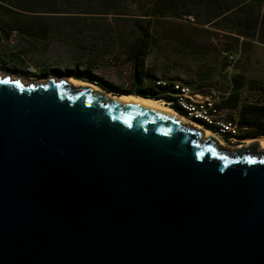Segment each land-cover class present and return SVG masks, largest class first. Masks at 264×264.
<instances>
[{
  "label": "water",
  "instance_id": "1",
  "mask_svg": "<svg viewBox=\"0 0 264 264\" xmlns=\"http://www.w3.org/2000/svg\"><path fill=\"white\" fill-rule=\"evenodd\" d=\"M105 94L0 73V264H264V148Z\"/></svg>",
  "mask_w": 264,
  "mask_h": 264
},
{
  "label": "trees",
  "instance_id": "2",
  "mask_svg": "<svg viewBox=\"0 0 264 264\" xmlns=\"http://www.w3.org/2000/svg\"><path fill=\"white\" fill-rule=\"evenodd\" d=\"M143 2L151 6V12L140 16L129 15L126 9L127 0H0V35L9 37L16 33L21 38L32 42L34 40H70L73 32L69 21L84 17L81 13H113L117 20V27L113 29L110 39L130 63L132 69L130 86L128 89L118 88L101 76L93 73L89 66L79 69V63L72 67H46L43 65L38 73L35 69H18L22 63L21 58H16L11 67L3 55H0V69L23 72L24 77L32 75L37 78L57 74L61 77H74L98 85L105 93L112 94H138L144 97L164 98L173 100L175 89L168 80L157 79L154 73L146 67V58L150 50L157 46L168 44V36L174 39V48L182 53L186 48H192L194 41L182 39L180 35L158 33L154 27V18L168 13L177 14V9L190 5L194 10L187 11L194 15L199 24H208L212 30L224 33L239 40L256 41L264 45V0H130ZM83 5L91 9H82ZM117 9L118 11L112 12ZM199 13L204 17L199 18ZM93 17V16H87ZM120 21V22H119ZM126 22V27L122 22ZM103 32V31H102ZM104 34V32H103ZM107 32L102 37H106ZM164 44V45H163ZM11 61V59H10ZM223 63V66H227ZM204 79H207L204 76ZM232 89L221 95L220 105L238 109V123L246 126L240 135L241 139L254 138L264 135V102L241 101L240 90L242 81L240 75L232 78ZM186 82H191L186 80ZM211 85L197 83L196 89L204 91ZM170 106L178 113L185 115V111L177 104Z\"/></svg>",
  "mask_w": 264,
  "mask_h": 264
},
{
  "label": "rangeland",
  "instance_id": "3",
  "mask_svg": "<svg viewBox=\"0 0 264 264\" xmlns=\"http://www.w3.org/2000/svg\"><path fill=\"white\" fill-rule=\"evenodd\" d=\"M126 9L129 15L140 16L151 12L149 4L127 0ZM83 5L82 9H91ZM194 10L189 4L177 9V14H166L154 18V27L158 33L177 34L182 39L193 42V49L186 48L178 53L174 48V39L168 36V44L153 47L147 58L146 67L157 79H164L175 85L177 80L192 86L204 83L215 87L221 95H226L233 85L232 78L240 75L242 88L241 101L264 102V45L256 41L235 40L224 33L215 32L208 24H199L194 15L183 14ZM264 10V5H263ZM118 11L117 9L112 12ZM80 19L69 21L73 32L70 40H34L29 42L13 33L9 37L0 35V55H3L12 66L14 59L21 58L18 69H39L46 67H72L79 63V69L88 67L93 62L91 71L103 77L118 88L128 89L132 69L118 46L110 39L117 20L113 13H81ZM93 16V17H87ZM204 15L199 13V18ZM120 22V21H119ZM122 22V21H121ZM126 27V22L121 23ZM107 32L106 37H102ZM11 59V61H10ZM227 66H223V63ZM1 65H6L2 64ZM3 75H9L24 83L45 81L50 77L60 78L57 74L37 78L24 77L23 72L0 69ZM204 76L207 79H204ZM68 78V77H63ZM105 93L103 90L101 91ZM107 94V93H106ZM173 102V100L171 101ZM225 146H233L225 143ZM257 141L255 149H261Z\"/></svg>",
  "mask_w": 264,
  "mask_h": 264
},
{
  "label": "built area",
  "instance_id": "4",
  "mask_svg": "<svg viewBox=\"0 0 264 264\" xmlns=\"http://www.w3.org/2000/svg\"><path fill=\"white\" fill-rule=\"evenodd\" d=\"M173 87V101H180L178 106L185 111L184 116L189 120L220 136L228 145L243 141L238 138L241 133L238 116L220 105L221 96L215 87H206L202 91L179 80Z\"/></svg>",
  "mask_w": 264,
  "mask_h": 264
},
{
  "label": "bare ground",
  "instance_id": "5",
  "mask_svg": "<svg viewBox=\"0 0 264 264\" xmlns=\"http://www.w3.org/2000/svg\"><path fill=\"white\" fill-rule=\"evenodd\" d=\"M72 80V84L77 85V86H90L93 90L96 91H102V89L94 84V83H90V82H86L83 81L81 79H77L74 77H69ZM106 98L110 99V96H115L117 98L121 99V103L122 104H126V103H130V104H136L139 106H146V103H152L155 104L158 107L164 108V109H168L172 112L173 115H175V118L177 120H179L181 123H185L188 125H193L195 126L197 129H202L203 133L206 131L211 132L208 129L202 128L198 123L189 120L186 116L178 113L174 108H172V106H170L171 103L173 104H177L180 105V101H168L164 98H156V97H144V96H140L138 94H134V93H130V94H112V93H107L105 94ZM212 133V132H211ZM214 135V138L218 141V143H221L223 145H225L224 140L220 137L217 136L216 134L212 133ZM249 140H254V141H258L261 145L262 148H264V135L263 136H258L256 138H246L243 140V142H247Z\"/></svg>",
  "mask_w": 264,
  "mask_h": 264
},
{
  "label": "flooded vegetation",
  "instance_id": "6",
  "mask_svg": "<svg viewBox=\"0 0 264 264\" xmlns=\"http://www.w3.org/2000/svg\"><path fill=\"white\" fill-rule=\"evenodd\" d=\"M244 140V139H243ZM259 143V142H258ZM221 145V144H220ZM246 145V143L245 142H237V143H234L233 144V148H235V149H230V148H228V147H225V148H227V149H229L230 151H232V152H234V151H237V150H239L240 148L241 149H243V148H246V147H244ZM223 147H224V145H222Z\"/></svg>",
  "mask_w": 264,
  "mask_h": 264
},
{
  "label": "crops",
  "instance_id": "7",
  "mask_svg": "<svg viewBox=\"0 0 264 264\" xmlns=\"http://www.w3.org/2000/svg\"><path fill=\"white\" fill-rule=\"evenodd\" d=\"M240 106H241V105H238V107H237L236 109H232V108H229V107H227V108L230 110V112H231L232 114L234 113L235 115L238 116V109H239ZM224 107H225V106H224ZM239 126L241 127V133L239 134L238 138L241 139V138H240V135L244 132L246 126H243V125H241V124H239Z\"/></svg>",
  "mask_w": 264,
  "mask_h": 264
}]
</instances>
